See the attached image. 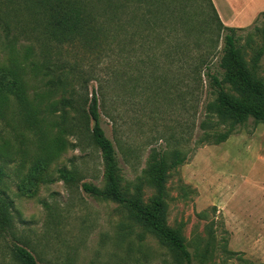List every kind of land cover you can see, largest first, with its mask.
<instances>
[{"label": "rangeland", "instance_id": "rangeland-1", "mask_svg": "<svg viewBox=\"0 0 264 264\" xmlns=\"http://www.w3.org/2000/svg\"><path fill=\"white\" fill-rule=\"evenodd\" d=\"M80 1L91 14L100 12L97 0ZM141 1L147 10L127 5L123 36L116 35L113 19L106 42L89 51L56 47L43 32L42 14L0 0V69L16 73L26 97L33 104L40 101L41 109L36 136L17 117L0 123V198L11 202L9 226L0 230V264H20L13 244L25 246L38 264H178L129 208L82 188L106 187L86 112L93 91L102 128L115 147L125 197L152 210L157 152L164 153L168 166L175 147L186 155L183 165L168 167L164 191L166 223L180 233L191 264H264V124L249 118L225 141L199 143L205 106L214 96L207 69L201 70V81L191 79L198 55L192 47L205 41L203 30L216 26L212 10L205 0H175L174 6ZM245 2H237L248 9L233 29L241 61L251 73L264 45V0ZM238 9L235 5L232 11ZM225 10V20L234 16ZM152 16L155 24L147 22ZM222 46L221 37L210 59L212 74L222 73ZM28 48L30 58L23 60ZM47 58L63 63L53 76L62 82L66 77L72 95L58 87L49 91L47 77L30 73L29 61L41 65ZM255 74L264 87V53ZM226 93L237 104L249 101L235 85H226ZM69 98L72 107L63 104ZM215 130L225 131L226 125ZM45 153L48 164L32 170L35 157Z\"/></svg>", "mask_w": 264, "mask_h": 264}, {"label": "trees", "instance_id": "trees-1", "mask_svg": "<svg viewBox=\"0 0 264 264\" xmlns=\"http://www.w3.org/2000/svg\"><path fill=\"white\" fill-rule=\"evenodd\" d=\"M8 3L16 1L28 13L42 14L44 19L43 32L46 38L58 46L69 44L71 47L80 46V48L91 50H100L103 42L108 38L109 26L114 19L116 35L123 36L126 26L125 11L127 5L132 4L137 11L147 8L141 0H97V6L100 12L91 14L86 4L80 0H6ZM170 6L175 5V0H163ZM212 10L216 26L209 30L201 32L200 37H206L205 41H197L192 47V51L197 55V62L193 65L191 75L192 80L201 81V70L207 69L206 77L214 96L213 101L205 106V119L201 126L205 132L199 139V143L214 142L221 143L225 141L238 125H242L249 118L256 123L264 124V87L262 82L256 77L255 71L260 57L264 53V45L259 48L254 59L252 72L250 73L243 65L240 57L238 39L235 37V29L226 27L220 21L218 14L211 2L205 0ZM149 12V9L148 11ZM155 17L147 20L148 23L155 24ZM110 23V24H109ZM106 28H105V26ZM179 25L182 27V19H179ZM159 26V25H158ZM157 27V26H156ZM175 33V26L174 31ZM222 37L223 46L218 66L222 70L221 75L209 72L211 58L216 54L219 38ZM78 44V45H76ZM76 45V46H73ZM192 52L187 48H178V50ZM14 54V49H11ZM31 48L26 49L23 60L30 58ZM17 62L15 59L12 61ZM63 64L59 59L52 60L47 58L41 65L29 61L28 67L30 73L35 77H47L46 87L51 91L52 88H62V91L69 90L73 93L71 82H62L53 76L54 68ZM41 72L43 74H41ZM67 74L72 75L69 71ZM40 81V79H39ZM226 85H235L242 90L244 96L249 101L244 104H237L231 100L226 93ZM44 97H39L42 100ZM63 104L72 107V102L65 99ZM87 116L92 120L91 139L94 145L99 149L104 162V178L106 187L102 190L88 184H83L82 188L86 193L92 194L97 198L108 199L113 202L126 206L132 212L137 221L152 235L162 247H164L178 264H191V258L186 245L177 230L171 229L166 223L165 206V173L168 167L181 166L186 160V155L180 148L175 147L172 154L174 161L168 166L164 153L157 152L158 159L153 165L154 182L157 187V197L153 202L152 210L144 208L137 201L125 197L119 189V177L116 151L112 141L106 136L101 125L99 100L96 92H92L87 104ZM41 114L40 101L35 104L30 101L22 88V81L19 76L11 70L0 69V123H8L19 118V122L26 128L28 133L36 136L40 130L36 126V118ZM215 121V122H214ZM226 125L225 131H216L215 128L220 125ZM214 130L208 132L206 129ZM25 156V151L21 152ZM155 154V156H157ZM45 155L36 156L33 162V169L38 170L39 166L46 165L50 161ZM3 171L0 167V173ZM155 171V172H154ZM11 202L7 197L0 198V230L9 226L6 207ZM12 252L20 264H38L35 257L23 245L13 244Z\"/></svg>", "mask_w": 264, "mask_h": 264}, {"label": "crops", "instance_id": "crops-1", "mask_svg": "<svg viewBox=\"0 0 264 264\" xmlns=\"http://www.w3.org/2000/svg\"><path fill=\"white\" fill-rule=\"evenodd\" d=\"M238 1L239 0H211V2H212L213 6H214V8L218 14L220 21H221V19L223 20L221 22L224 26L233 28L234 25L236 24L237 20H238V17L240 15H242L245 12V10L248 9V7L246 8L245 5H243L244 6L243 7L239 3H237ZM241 1H243V0H241ZM251 1L252 0H247V2H245V3L250 4ZM235 5L239 6V9L236 13H235V11L234 12L232 11V10H235ZM222 8L226 9L225 10L226 14H228L227 12L231 11L234 16L231 18L229 17L227 20H225L222 16V13H224ZM221 9H222V12H221ZM238 27H241V26H238Z\"/></svg>", "mask_w": 264, "mask_h": 264}]
</instances>
